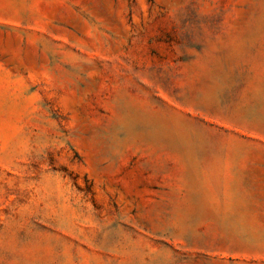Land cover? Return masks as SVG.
Segmentation results:
<instances>
[{
	"label": "rangeland",
	"instance_id": "1",
	"mask_svg": "<svg viewBox=\"0 0 264 264\" xmlns=\"http://www.w3.org/2000/svg\"><path fill=\"white\" fill-rule=\"evenodd\" d=\"M0 264H264V0H0Z\"/></svg>",
	"mask_w": 264,
	"mask_h": 264
}]
</instances>
